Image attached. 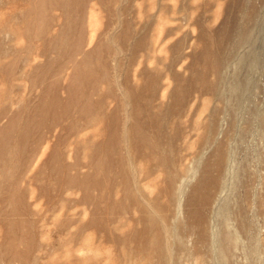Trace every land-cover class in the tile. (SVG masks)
<instances>
[{"label":"rangeland","instance_id":"obj_1","mask_svg":"<svg viewBox=\"0 0 264 264\" xmlns=\"http://www.w3.org/2000/svg\"><path fill=\"white\" fill-rule=\"evenodd\" d=\"M0 264H264V0H0Z\"/></svg>","mask_w":264,"mask_h":264}]
</instances>
